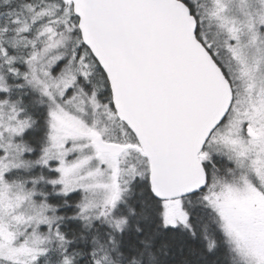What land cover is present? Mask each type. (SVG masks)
<instances>
[{
  "label": "snow or ice",
  "instance_id": "snow-or-ice-1",
  "mask_svg": "<svg viewBox=\"0 0 264 264\" xmlns=\"http://www.w3.org/2000/svg\"><path fill=\"white\" fill-rule=\"evenodd\" d=\"M0 264H264V0H0Z\"/></svg>",
  "mask_w": 264,
  "mask_h": 264
}]
</instances>
